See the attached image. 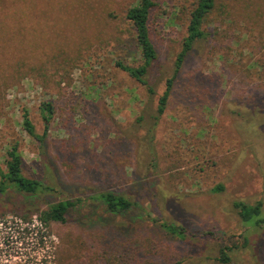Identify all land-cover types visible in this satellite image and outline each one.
<instances>
[{
    "label": "rangeland",
    "instance_id": "obj_1",
    "mask_svg": "<svg viewBox=\"0 0 264 264\" xmlns=\"http://www.w3.org/2000/svg\"><path fill=\"white\" fill-rule=\"evenodd\" d=\"M137 1L0 0V168L18 141L24 174L50 187L0 194V242L21 237L5 222L81 198L67 221L47 223L50 264H264V227L235 206L262 200L264 214V0H218L158 119L194 0H154V93L117 64L140 60L126 17ZM44 100L54 113L41 140L23 112L43 134ZM106 190L149 215L88 200Z\"/></svg>",
    "mask_w": 264,
    "mask_h": 264
},
{
    "label": "trees",
    "instance_id": "obj_2",
    "mask_svg": "<svg viewBox=\"0 0 264 264\" xmlns=\"http://www.w3.org/2000/svg\"><path fill=\"white\" fill-rule=\"evenodd\" d=\"M218 0H194L191 7L187 9V35L185 36L182 49L179 52L175 61L174 73L167 79L166 88L160 96L158 105V119L164 113L168 103V99L173 87L174 80L178 76L183 63L193 48L195 42L199 39H204L208 36L207 24L211 21V14L217 8ZM156 5L154 0H138L135 4L128 7L126 17L133 24V39L140 48V60L137 65L126 64L118 61L117 64L129 75L134 77L140 83L147 87L150 93L155 90L149 80L150 68L157 59L158 53L156 45L151 35V10ZM41 111L45 120V130L43 134L36 132L34 123L32 122L29 111L23 112V127L34 138L43 140L48 132L49 123L54 113V105L51 100H44L41 103ZM6 168H0V194L6 193L11 189H17L26 193H37L41 190L49 189V186L43 185L39 180L27 177L23 172V157L19 148V142L15 141L7 150ZM224 188L219 184L213 188L214 191H219ZM98 201L107 212L113 214L126 213L131 210H139L144 214H148V210L139 202L130 199L123 193L106 190L95 195L89 196L88 200ZM84 200L63 199L59 202L51 204L46 210L41 213V220L46 224L51 221H67L68 211L74 208L77 204ZM235 206L238 209L241 221L252 227H264L263 201L259 200L254 204L244 201H236ZM165 228L175 233H179V228L168 223L162 224ZM247 240V238L245 239ZM228 246L221 248L220 260L227 263L230 261V256L227 252Z\"/></svg>",
    "mask_w": 264,
    "mask_h": 264
},
{
    "label": "built area",
    "instance_id": "obj_3",
    "mask_svg": "<svg viewBox=\"0 0 264 264\" xmlns=\"http://www.w3.org/2000/svg\"><path fill=\"white\" fill-rule=\"evenodd\" d=\"M11 223L21 224L20 229L14 231V233H18L21 237L12 233L0 242V264H50V255L47 254L50 247L47 235L48 227L41 220V217L35 215L27 220L20 218L19 222H5L7 225ZM30 234L32 235L31 242L26 243L25 239ZM24 244H27V246H23ZM16 245H19V247L17 250H14ZM24 250L29 252H24ZM22 257H24V262L21 260ZM18 259L20 260L18 261Z\"/></svg>",
    "mask_w": 264,
    "mask_h": 264
}]
</instances>
